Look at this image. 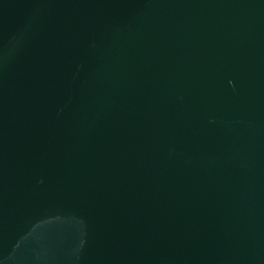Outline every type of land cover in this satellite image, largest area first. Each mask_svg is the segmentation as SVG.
Returning a JSON list of instances; mask_svg holds the SVG:
<instances>
[{
  "label": "water",
  "instance_id": "95a60500",
  "mask_svg": "<svg viewBox=\"0 0 264 264\" xmlns=\"http://www.w3.org/2000/svg\"><path fill=\"white\" fill-rule=\"evenodd\" d=\"M0 264H264V0H0Z\"/></svg>",
  "mask_w": 264,
  "mask_h": 264
}]
</instances>
